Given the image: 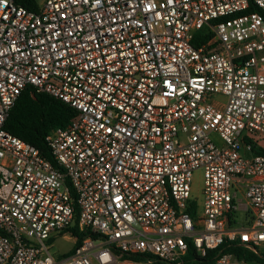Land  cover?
Instances as JSON below:
<instances>
[{
  "label": "built area",
  "instance_id": "built-area-1",
  "mask_svg": "<svg viewBox=\"0 0 264 264\" xmlns=\"http://www.w3.org/2000/svg\"><path fill=\"white\" fill-rule=\"evenodd\" d=\"M250 2L264 12V0H0V264H184L225 240L256 252L264 16ZM202 26L213 34L194 46ZM25 88L76 112L45 136L52 160L4 127ZM58 237L72 246L56 255Z\"/></svg>",
  "mask_w": 264,
  "mask_h": 264
},
{
  "label": "trees",
  "instance_id": "trees-1",
  "mask_svg": "<svg viewBox=\"0 0 264 264\" xmlns=\"http://www.w3.org/2000/svg\"><path fill=\"white\" fill-rule=\"evenodd\" d=\"M15 2L29 9H37L36 0H15ZM244 11H257L264 16V12L252 2H250L248 8ZM212 34L208 26H202L194 33L192 44L199 46L206 42ZM75 114V110L61 100L44 92L31 93L29 88H25L20 92L11 107L4 127L11 134L34 145L43 156L52 160L45 143V136L52 129L66 125ZM255 248L257 249V247ZM226 252H233L238 258H243L247 261L264 263V252L258 250L253 252L239 241L225 240L217 248L209 249L205 257H198L189 249V256L185 257L184 264H189L194 259L200 261L211 260L215 256ZM130 257L139 259L151 256L148 254H133ZM153 260L161 264H166L156 258H153Z\"/></svg>",
  "mask_w": 264,
  "mask_h": 264
},
{
  "label": "rangeland",
  "instance_id": "rangeland-1",
  "mask_svg": "<svg viewBox=\"0 0 264 264\" xmlns=\"http://www.w3.org/2000/svg\"><path fill=\"white\" fill-rule=\"evenodd\" d=\"M37 1H42V0H37ZM216 143H219L218 140H216ZM255 144L257 147L264 149V137H256ZM256 148L254 150H261ZM242 154L248 155L244 150H241ZM203 170L201 168L195 169L192 173V178H191V196L195 198L199 203L202 202L203 200ZM238 220H243L244 219V214L242 212L238 213ZM72 246V243L69 239H65L63 237H58L54 241V248L53 251L56 252V255L62 254L64 252H67ZM258 251L264 252V242L260 243L258 245Z\"/></svg>",
  "mask_w": 264,
  "mask_h": 264
},
{
  "label": "crops",
  "instance_id": "crops-1",
  "mask_svg": "<svg viewBox=\"0 0 264 264\" xmlns=\"http://www.w3.org/2000/svg\"><path fill=\"white\" fill-rule=\"evenodd\" d=\"M259 148V147H258ZM259 149H261V148H259ZM261 150H264V149H261Z\"/></svg>",
  "mask_w": 264,
  "mask_h": 264
}]
</instances>
